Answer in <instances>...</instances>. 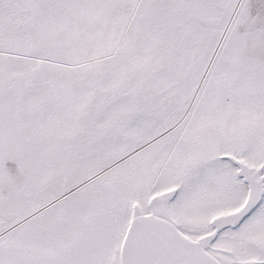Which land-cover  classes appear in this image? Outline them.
<instances>
[{"label":"snow or ice","instance_id":"snow-or-ice-1","mask_svg":"<svg viewBox=\"0 0 264 264\" xmlns=\"http://www.w3.org/2000/svg\"><path fill=\"white\" fill-rule=\"evenodd\" d=\"M0 264H264V0H0Z\"/></svg>","mask_w":264,"mask_h":264}]
</instances>
